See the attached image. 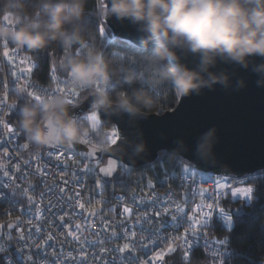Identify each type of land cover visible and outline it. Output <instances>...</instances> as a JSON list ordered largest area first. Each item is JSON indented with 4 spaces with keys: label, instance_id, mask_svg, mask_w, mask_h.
<instances>
[{
    "label": "built area",
    "instance_id": "2783aa9c",
    "mask_svg": "<svg viewBox=\"0 0 264 264\" xmlns=\"http://www.w3.org/2000/svg\"><path fill=\"white\" fill-rule=\"evenodd\" d=\"M36 67L34 60L11 43L0 42L2 263L166 264L168 256L197 251L206 257L207 264H225L230 248L225 241L212 237L213 224L217 218L229 217L221 206L223 201L250 204L253 187L246 182L253 176L229 179L216 188L213 175L188 166L177 176L175 189L138 183L124 193L90 188V174L102 165L101 160L89 161L52 146L23 159L18 151L17 129L8 120L10 94L17 92L31 98L27 93L41 95L53 84L52 91L63 89L72 105L78 104V95L73 91L79 94V90L66 88V75L51 66L46 84H37L31 79ZM91 114L80 117L98 123L89 119ZM9 127L14 131L9 132ZM113 131L118 141L115 126L108 137ZM83 141L90 144L92 139ZM246 188L252 189L249 196L243 195ZM164 202H168L167 211ZM173 216L177 218L173 220ZM121 248L123 252L117 251Z\"/></svg>",
    "mask_w": 264,
    "mask_h": 264
},
{
    "label": "clouds",
    "instance_id": "9594fccd",
    "mask_svg": "<svg viewBox=\"0 0 264 264\" xmlns=\"http://www.w3.org/2000/svg\"><path fill=\"white\" fill-rule=\"evenodd\" d=\"M87 2L0 0V42L29 52L53 44L69 52L75 48L77 54L64 55L59 67L66 88L92 98L93 113L142 118L157 106L163 89L186 96L217 84L230 87L231 74L214 70L219 63L251 68L257 85L264 86V0H110L105 16L129 19L139 25L144 46L153 43L150 54L130 57L128 63L106 57L90 31L85 34ZM121 81L141 87L113 91ZM245 83L240 78L236 86ZM54 87L49 84L39 100H16L15 127L29 144L72 147L91 138L97 150L112 147L108 133L115 125L102 120L94 125L72 114L68 95L52 91ZM214 141L215 129L202 134L196 145L201 158L211 156ZM177 147L183 149V141ZM143 150V143L136 145V151Z\"/></svg>",
    "mask_w": 264,
    "mask_h": 264
},
{
    "label": "water",
    "instance_id": "95a60500",
    "mask_svg": "<svg viewBox=\"0 0 264 264\" xmlns=\"http://www.w3.org/2000/svg\"><path fill=\"white\" fill-rule=\"evenodd\" d=\"M99 2L102 6L101 23L112 41L119 40L141 49L153 45L149 42L147 47L144 46V34L139 25L129 19L105 16L110 0ZM193 60V57H188L190 64ZM256 62L259 63L260 58H256ZM214 70L228 71L232 77L231 86L225 88L217 84L199 93L177 95L173 110L162 114H144L142 118L132 119L126 114L100 112V120L115 125L118 131L116 145L97 150L81 141L63 149L89 161L101 160L98 175L103 179L111 178L118 170L131 173L137 168L151 165L160 152L213 176L242 179L264 173V86L257 85L258 76L251 68L219 63ZM240 78L246 82L242 88L236 86ZM91 103L92 98L88 97L73 105L72 114L80 117L91 112ZM209 129H215L212 154L209 158H201L196 145ZM177 141H183V149H178ZM141 143L144 144V150L138 152L136 145ZM100 210L96 209L95 212ZM8 229L12 230V226Z\"/></svg>",
    "mask_w": 264,
    "mask_h": 264
},
{
    "label": "trees",
    "instance_id": "16d2710c",
    "mask_svg": "<svg viewBox=\"0 0 264 264\" xmlns=\"http://www.w3.org/2000/svg\"><path fill=\"white\" fill-rule=\"evenodd\" d=\"M101 11L102 6L99 0H88L85 6L83 25L86 29L85 34L90 31L95 43L103 50L106 57L128 63L130 57L138 58L151 53L153 45L141 49L119 40L112 41L109 34V41L105 44L101 34V29L104 28L101 23ZM17 49L26 58L36 62L37 67L31 76L32 81L35 83L46 84L51 66H54L64 76L65 73L59 67L60 60L65 54V49H62L61 45H49L47 48L35 52H29L22 48ZM67 52L77 54L75 48L71 52L69 50ZM133 87L139 88L141 85H129L121 81L115 83L113 91H118L121 88L131 90ZM86 95L87 93L79 91L78 103L85 100ZM26 99L28 98L17 92H12L9 96L11 108L8 120L14 126L15 120L19 116L16 100L23 103ZM176 101L177 94L168 89H163L157 106L145 114H162L171 111L175 107ZM17 132L20 146L18 151L23 159L34 157L47 149V147L37 148L30 145L18 129ZM94 143L95 141L92 139L90 145L93 146ZM61 147L64 148L65 146ZM186 167L188 166L180 162L178 158L160 152L157 160L151 165L142 166L131 173L118 170L111 178L105 179L107 182L103 189L127 193L138 183H149L156 189H175L176 178ZM94 177L101 178L98 173L92 172L89 180L90 188L95 186ZM246 183L253 187L252 198L248 206L239 201L225 200L221 203L222 208L229 213V218L233 221V227L229 229L224 220L220 218H217L213 224L212 237L225 241L230 248V258L225 264H264V173L253 176ZM3 208L4 205L0 203V219ZM0 264H3L1 259ZM166 264H207V260L202 253L195 251L188 256L178 254L168 256Z\"/></svg>",
    "mask_w": 264,
    "mask_h": 264
},
{
    "label": "snow or ice",
    "instance_id": "6c2138e0",
    "mask_svg": "<svg viewBox=\"0 0 264 264\" xmlns=\"http://www.w3.org/2000/svg\"><path fill=\"white\" fill-rule=\"evenodd\" d=\"M6 43H7V42H5V44H6ZM4 55H5V56H8V53L5 52ZM59 91L62 92L63 89H59ZM73 95H78V93L75 92V91H73ZM27 96H28V97H31V98L34 99V100H39V99L41 98L40 95H37V94L34 93V92L27 93ZM69 102L72 103L71 100H70ZM89 119L92 120V121H99L100 117H99V114H98V113H93V114H91V116L89 117ZM94 125H95V123H94ZM8 131H9V132H13L14 130H13L12 128L9 127V128H8ZM115 137H116V133H115V131L111 132L110 135H109V139H110V143H111L112 145H116V143H117V139H116ZM85 143H86V141H85ZM101 171H104V169H101ZM185 171H187V169H185ZM108 174L111 175V173H108ZM237 191H239V190H237ZM251 191H252L251 188H246V189L243 190V195H244V196H249V195L251 194ZM167 203H168V202H164V204H165V210H166V211H167ZM209 207H210V206H209ZM125 211L127 212V211H129V210L126 208ZM223 211H224V210L221 209V212H223ZM155 215H156V217H159V216H160V213H159V212H156ZM225 216H227V215H225ZM176 218H177V217H175V216L172 217L173 220H175ZM190 246H191V245L189 244V247H190ZM124 248H128V245H125ZM124 248L118 249L117 251H119V252H123V251H124ZM2 251H4V249H3V248H0V252H2ZM185 255L187 256L188 253H185ZM110 264H115V261H111Z\"/></svg>",
    "mask_w": 264,
    "mask_h": 264
},
{
    "label": "rangeland",
    "instance_id": "374dc122",
    "mask_svg": "<svg viewBox=\"0 0 264 264\" xmlns=\"http://www.w3.org/2000/svg\"><path fill=\"white\" fill-rule=\"evenodd\" d=\"M104 32H102L103 33L102 34V36H103L102 39H103L104 43L107 44V40H109V35H108V32L106 30H104ZM68 54H70V53H68L67 49H65V54L64 55H68ZM28 99L34 100L32 98H28ZM93 172L95 174H97L98 173V169L97 168L94 169ZM212 179H213V181L215 183L216 188H219L222 185L223 182L229 180V178L222 177V176H212ZM106 182L107 181L105 179H103V178L94 177V183H95L94 187H96L97 189H103L105 187V185H106ZM223 220H224L226 226L229 229H231L233 227V221H232L231 218L227 217V218H224Z\"/></svg>",
    "mask_w": 264,
    "mask_h": 264
},
{
    "label": "crops",
    "instance_id": "0c3cea01",
    "mask_svg": "<svg viewBox=\"0 0 264 264\" xmlns=\"http://www.w3.org/2000/svg\"><path fill=\"white\" fill-rule=\"evenodd\" d=\"M64 75H66V74H64Z\"/></svg>",
    "mask_w": 264,
    "mask_h": 264
}]
</instances>
